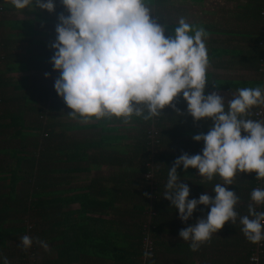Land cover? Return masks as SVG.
Returning a JSON list of instances; mask_svg holds the SVG:
<instances>
[{"label": "trees", "instance_id": "obj_1", "mask_svg": "<svg viewBox=\"0 0 264 264\" xmlns=\"http://www.w3.org/2000/svg\"><path fill=\"white\" fill-rule=\"evenodd\" d=\"M156 1L145 0L153 17ZM53 2L55 10L49 13L37 8L17 10L10 0H0V25L6 14L8 19H14L16 11L23 12L24 17L31 16L12 20L7 35L16 33L18 42L35 47L28 57L23 53L10 56L11 60H6L7 55L1 51L0 67L5 64L8 73L42 69L52 73L53 80L49 91L44 85L30 86L27 75L4 79L0 70V107L4 106L0 111V146L10 152L14 162L13 167L0 166V180H9L8 190L0 193V264L2 256L10 261L12 254L19 264H196V260L200 264H264V241L256 249L230 221L197 251L190 249V241L171 237L165 243L160 239L163 233L178 235L210 210L198 205L192 217L182 222L163 194L173 161L182 153L202 154L203 141L195 142L192 137L206 134L212 121L193 122L182 94L173 101L179 115L172 107H165L161 115L150 120L133 116L128 123L116 118H92L88 123L72 119L67 115L71 109L54 90L59 76L50 63L54 50L42 47L48 32L38 29H55L58 15H68L61 0ZM248 4L243 9L249 22L239 25L243 32L228 33V38L232 35L237 43L229 47L211 45L207 49L209 60L229 55L249 63L253 77L221 78L207 72L208 88L229 91L264 87V3ZM252 23L254 31L250 28ZM251 52H256L253 64L248 58ZM9 62L15 64L10 66ZM245 118L264 121V105L253 107ZM151 126L156 129L152 139L151 128L148 129ZM83 130L95 131L81 140L71 138V132ZM130 131L136 133L129 139ZM153 149L160 152L153 154ZM100 168L114 171L107 177H86L89 171ZM196 171H184L183 166L177 169L181 182L190 188L188 199H198L205 192L214 195L215 184L223 181L218 176L210 182L200 180ZM76 173L86 183L68 186ZM255 176L237 173L232 184L226 186L239 197L235 210L240 216L247 215L252 189H264V179ZM103 181L112 184L105 186ZM74 202L78 207L69 208ZM255 208L264 211V205ZM24 235L33 238L29 249H8L9 244ZM37 239L45 242L47 249ZM146 241L153 247L151 256L144 255ZM253 251H260L256 260Z\"/></svg>", "mask_w": 264, "mask_h": 264}, {"label": "clouds", "instance_id": "obj_2", "mask_svg": "<svg viewBox=\"0 0 264 264\" xmlns=\"http://www.w3.org/2000/svg\"><path fill=\"white\" fill-rule=\"evenodd\" d=\"M10 3L17 10H55L53 0ZM61 3L68 15L57 17L50 63L53 71L59 72L54 90L71 109L67 115L83 123L92 118L128 123L133 116L150 120L165 107L179 115L173 101L182 94L193 122L210 119L212 124L206 134L192 137L195 142L203 141L202 154L182 153L167 172L163 198L177 210L182 222L192 217L198 205L210 209L205 217L181 229L179 237L190 241V249L197 251L226 222L235 224L239 218L240 231L249 243L264 241V211L255 208L264 205V189H252L247 215L240 216L235 210L239 197L226 187L237 173H255L256 179H264V121L245 118L253 107L264 105V87L237 89L226 110L218 91L205 95L209 57L203 27L181 18L174 33L165 36V26L152 16L145 0ZM48 75L45 73V78ZM181 166L184 171L197 169L209 182L218 176L223 184H215L214 195L205 192L198 199H188L190 188L177 173ZM36 242L47 249L45 242ZM32 244L31 236L20 238L23 250ZM3 264H9L7 257Z\"/></svg>", "mask_w": 264, "mask_h": 264}, {"label": "rangeland", "instance_id": "obj_3", "mask_svg": "<svg viewBox=\"0 0 264 264\" xmlns=\"http://www.w3.org/2000/svg\"><path fill=\"white\" fill-rule=\"evenodd\" d=\"M188 1H190V3L194 4V5L191 6V8H190V5L186 6L187 10H190V9L197 10L196 6L199 4V10H202L203 6H204V8L207 11L213 13L216 16V17L208 18L207 19V21H209V23H208L207 21L202 20V16L199 15L197 17V19H196V17H194L195 18V20H194L195 22L194 23H189L190 25H192L194 27H197V28L198 27H203L206 30L207 37L205 38V42L207 43L206 45L210 44L209 47L211 45L214 46V47H219V46H227V47H229V46H231V45H229L227 43L225 45L221 43V40H223V39L226 40L227 37L226 36L224 37V34L223 35L220 34L222 32L220 30H218V27H216L217 25H220V26L224 25V28L226 29V27L227 28H231L234 25H236L237 23L242 24V23L249 22L247 16L245 15L247 11H244V9H239L238 11H236V13H234V10H233V12L230 11V9L232 8V3H229L230 5L227 4L228 6H225L224 5L225 3H220L222 5L219 6V9H217L216 1H213V0H210V2L205 1V0H188ZM19 16L20 15H18V18H19ZM6 17L8 18L7 14H6ZM20 18H22V16ZM217 18H221V19L224 18V19L222 20V22H220ZM187 21L190 22L192 20H188V18H187L186 22ZM257 24L260 26L259 23H257ZM176 25H178V23H176ZM11 26L12 25L10 23V25L4 30L5 34H8V32L10 31V27ZM247 26H248V24H247ZM220 28L224 29L223 27H220ZM52 30H53L52 27H48L47 26L45 28V31H51V33H55ZM171 33L173 34L174 32H171ZM218 35H220V36H218ZM55 37L56 36L44 37V39L47 38V39H49V41H55ZM4 40H5V37L1 34V31H0V53H1L2 49H4V48H2ZM47 47H49V46H46V48ZM29 49H31L32 51H35V47L29 46ZM24 52L25 51H22L21 49H19L16 52V55L17 56L18 55H23ZM248 58H249L250 62L253 64L256 61V52H254V53L251 52L249 54ZM219 59H220L219 62L216 59H210L209 60V66H208L207 72L211 73L213 77H223V78H237V77L238 78H249V77H253L254 73L251 72L252 70L249 69L250 68V64L249 63H246V62L244 63V62H242L241 60H239L237 58H232L231 59V57L229 55L222 56ZM215 63H217V66H216ZM9 64H10V66H12V65L15 64V62H9ZM45 73L49 74L47 78H45ZM23 75H27L26 76L27 77V82H28V84H30V86H32V85H44L47 89H49V91L51 90V86L53 85L52 73L46 72V71H44L42 69H29V70H27L25 72H22V73L15 72L13 74L15 79H17L18 77H21ZM213 91H216V90H208V94H210ZM217 91L224 98L225 104H227V102L232 99L233 95L237 94V89L236 90H229V91H223V90H217ZM59 100H62V99H59ZM148 129H150V131H151V139H152L156 129L154 128V126H151ZM94 131L95 130L76 131V132H71L70 135H71V138H78V140H81V138H87V137L92 136L94 134ZM135 133H136L135 131H130L129 132V139L132 136H134ZM176 144H178V143H176ZM153 148H157V147L154 146ZM158 152H160V151L157 150V149H153L152 150L153 154H156ZM0 159L1 160L5 159V156H0ZM3 163H6V162H3ZM10 163H11V165L13 167L14 162H10ZM112 171H114V169L111 170V168L95 169V170L89 171L88 174L86 175V177H98V176L107 177V176L110 175V173ZM57 175H58V173H56V176ZM196 176L200 180L204 179L203 177H200L198 175V171L196 172ZM82 177L83 176L80 175V178H79L78 173H76L74 181H72L70 184H68V186H71V185H78L79 186L80 184H85L86 183L85 182L86 179H83ZM8 183H9L8 179L0 180V193L6 192L8 190ZM111 184L112 183L109 182V181H103L102 182V185H105V186H110ZM77 207H78V203H76V202H74V203L69 205V208H71V209H75ZM237 220H238V222L233 224V227H236V231L241 233V231H240L241 225L239 224V218ZM27 227L29 228L30 225L28 224ZM171 237H173L172 240H175V239L180 240L181 239L179 237V235H176L174 233H172V235L169 234V233H163L162 235L160 234V239L163 240L165 243H167L168 239L171 238ZM260 245H261V243L254 244L256 249ZM20 248H21L20 241L12 242L8 246V249H10L12 251H17V252H20ZM169 248H171V247H169ZM258 252H260V251H253L252 252V253H254L253 254L254 260H256L259 257ZM251 256H252V254H251ZM2 258H3V256H2ZM172 259H179V258L178 257H172ZM191 259H193L192 256H191ZM10 261H11V264H19L18 260H17V262H14V255L13 254L11 255ZM10 261H9V264H10ZM107 262H109V261H107ZM107 264H111V263L109 262ZM196 264H200L198 260H196ZM256 264H257V262H256Z\"/></svg>", "mask_w": 264, "mask_h": 264}, {"label": "crops", "instance_id": "obj_4", "mask_svg": "<svg viewBox=\"0 0 264 264\" xmlns=\"http://www.w3.org/2000/svg\"><path fill=\"white\" fill-rule=\"evenodd\" d=\"M205 1L210 2V0H205ZM213 1H216L217 9H219V6L222 5L220 3H225L224 4L225 6H228V5H230L229 3H232V8L230 9V11L233 12V10H234V13H236V11H238L239 9H243V6L245 5V3L246 4L250 3L248 5H253L252 3H255V4H258L260 2L264 3V0H224V1L223 0H213ZM188 5H190V8H191V6H193L194 4H191L190 1H188V0H157L155 2V5H154V18L160 24L165 26V28H166L165 29V36L172 35L171 32H174L173 31L175 29L174 27L178 26V25H176V23H178V21L181 18H184L185 21L188 18V20H192L190 22L187 21L188 23H194L195 22L194 21L195 20L194 17H196V19H197V17L199 15L202 16V20H204V21H207L208 18L216 17L213 13L207 11L204 8V6H203L202 10H199V4L196 6L197 10H194V9L187 10L186 6H188ZM37 9H39V8H37ZM37 11H39V10H37ZM21 13H23V12L16 11L14 13L15 17H14V19L12 18V20L31 18V16L24 17V15L21 14ZM263 14H264V8H263ZM18 15H20L19 18H18ZM21 16H22V18H20ZM217 19L220 22H222V20L224 18H222V19L221 18H217ZM12 20L8 19V18H3L2 22H1V25H0L1 34L5 37V40H4L3 45H2V48H4V49H2V51L4 52V54L7 55L6 56L7 57L6 60H11L10 56L13 57V55H15L17 57L16 52L19 49H21L22 51H25L24 54L26 55V57H28L31 53L34 52L31 49H29L30 44L26 45V44H24L22 42H18L15 39L16 33L13 34L14 36H9V35L4 33L5 32L4 30L10 25V22H12ZM262 20L264 21V15L262 17ZM207 22L209 23V21H207ZM239 25L240 24L237 23L232 28H227L226 27V29L224 28V25H222V26L217 25L216 26V27H218V30H220L222 32L220 34L221 35L224 34V37L225 36L227 37L226 40L225 39L221 40L222 44L225 45L226 43L227 44L230 43V45H233V44L237 43V38L230 37L232 35H229V38H228V33L233 32V35H237V32H243V29ZM41 26H43V25H41ZM220 27H223L224 29H221ZM256 27L259 28V25H256ZM250 28H251V31H254L255 27H254L253 23H252V27H250ZM38 29L41 30L42 32L45 30L44 26L43 27H39ZM52 31L55 32V29H53ZM47 32H48V36L47 37L56 36V33H51V31H47ZM218 36H220V35H218ZM44 40H46V42L42 45V47H44V48H46V46L50 47V44L52 42H54V41H49V39H47V38H45ZM205 44H207V43L205 42ZM209 45L210 44L206 45V47H208ZM211 59H215V58H211ZM216 60L219 62L220 59L217 58ZM215 64L217 66V63H215ZM0 70H1L2 75H3L2 78H4V79L8 78V76L12 77L13 74L15 73V72L14 73L13 72L8 73L7 72V66L5 64H3V63H1ZM17 72L18 73H22V72H19V71H17ZM12 78H14V76ZM221 78H223V77H221ZM208 84H209V82L205 86L206 95L208 94V90H216V89L208 88ZM3 107L4 106L0 107V111L2 110ZM1 148L2 147L0 146V156H5V159H2V160L0 159V166L2 164V166H4L6 168L8 165L11 164L10 162H13V160L11 159L12 156L10 155V152L7 151V150L6 151L1 150ZM3 162H6V163H3ZM159 256H161V255H159ZM78 264H80V263H78Z\"/></svg>", "mask_w": 264, "mask_h": 264}, {"label": "built area", "instance_id": "obj_5", "mask_svg": "<svg viewBox=\"0 0 264 264\" xmlns=\"http://www.w3.org/2000/svg\"><path fill=\"white\" fill-rule=\"evenodd\" d=\"M143 249H144V251H146V252H150V253H152L153 247H152V245H151V242H150V241H146V242H144V243H143ZM142 264H144V263H142Z\"/></svg>", "mask_w": 264, "mask_h": 264}]
</instances>
